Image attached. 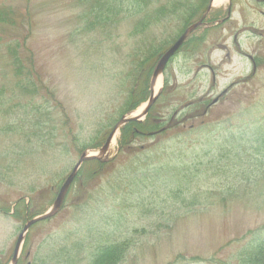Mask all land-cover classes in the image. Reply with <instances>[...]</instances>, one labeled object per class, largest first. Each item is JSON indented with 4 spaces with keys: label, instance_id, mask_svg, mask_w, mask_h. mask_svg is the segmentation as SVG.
Wrapping results in <instances>:
<instances>
[{
    "label": "rangeland",
    "instance_id": "rangeland-1",
    "mask_svg": "<svg viewBox=\"0 0 264 264\" xmlns=\"http://www.w3.org/2000/svg\"><path fill=\"white\" fill-rule=\"evenodd\" d=\"M101 2L107 21L88 14L92 0H0L18 16L0 36L19 40L27 68L0 46V264L12 263L24 226L18 202L40 215L51 208L84 147L146 104L150 95L120 113L141 60L184 33L186 7L210 5L160 76L147 115L160 132L126 150L120 129L108 167L81 184L85 161L59 211L31 225L17 264H93L100 245L126 239L119 264H242L264 239V0Z\"/></svg>",
    "mask_w": 264,
    "mask_h": 264
},
{
    "label": "trees",
    "instance_id": "trees-1",
    "mask_svg": "<svg viewBox=\"0 0 264 264\" xmlns=\"http://www.w3.org/2000/svg\"><path fill=\"white\" fill-rule=\"evenodd\" d=\"M83 1L87 2L89 0H83ZM92 2L96 4L95 7H97V9L95 7H90L91 9L88 14H90L92 18H94V20H98V21L102 19L103 14H105L103 21H107L108 16H110L109 14H111L109 13L111 10L109 9V7H107L108 4L106 2L104 3L101 2V0H92ZM206 9L207 7H198V9H196L195 11H193V13H191L190 10H193V9H189V7H186L185 14H188V16H186L187 23L184 28H187L191 23H193V19L195 18V15L198 14L199 16H202V14L205 12ZM12 10L13 9L10 7H5V8L0 7V30L4 31L5 34L8 33L9 31L7 30L5 31L2 28V24H5V26L13 27L12 30L16 29L15 25H16V19H18V16L15 17L14 16L15 12H13ZM27 10H28L27 16L25 17V19L31 18L30 11L29 9ZM6 38L10 40L8 37ZM6 38L0 36V46L3 44L7 45L8 54L13 56L14 59H18V60L20 59L19 62L16 61V63H14L16 69L20 66L21 71H27V68L24 67V64L22 62V59L20 58V55L15 54V51H14V49H16V46H19L18 45L19 40L12 41L13 43H10V42L5 43L3 40ZM174 39L176 40V37ZM173 41H169L168 43H161V45L159 46V49L158 50L156 49L157 51L155 50L152 54L150 52L149 54L145 55L146 57H144L141 60L139 68H138L139 71L137 72L138 74L137 73L135 74L134 81L136 84L134 88L129 91V94L127 96V101L125 105L123 106L122 111L120 112L122 116L124 113L130 112L136 109V107H138L141 104V102H144L146 98H148V96L151 93L149 77L151 78L152 73L150 71L153 69V68L150 69V67L151 66L154 67V65H156L157 57L160 55V53L164 49H166V47L172 45ZM190 43L191 42H188V41L184 42L182 48L189 45ZM29 80H30V83H32L33 80L31 76ZM24 84H27V82L26 81L23 82L22 87L26 86ZM137 84L139 86H137ZM35 87H36L35 84L34 85L30 84V87L28 88V90H30V88H32L31 90H33ZM167 88H168L167 86L165 89L163 88L162 93H165L167 91ZM198 104L201 105L202 102ZM3 107H4L3 103H0V114L2 113V110L4 109ZM159 129H160V126L156 122L155 118L150 119L149 117H147L146 120L143 122L131 121L125 124L124 126H122L121 128L120 147L126 150L131 149L132 144L136 143V141L138 140V137L146 136V135L154 136L157 134V131ZM96 139H99V137L98 138L96 137ZM105 141L106 140L104 139L103 140L99 139L98 142H95L94 144L90 146H85L83 149V152L85 153L87 148L89 147L91 148L101 147ZM85 163L90 164V166L86 170L84 168H81V170L79 171L78 178H80L79 180L81 181V184H86L91 178L92 179L95 178L99 173L103 172L106 169V167H108V163L105 160L93 159ZM79 190L80 191L83 190L84 192L86 188L80 185ZM17 209L20 210V214L17 212L16 215L18 214L17 216H20V219L22 222H24V224L27 221L41 214L40 211L32 209L30 203L27 204L23 200H20L18 202ZM262 229L263 228L252 231V235H254L255 233L258 234L257 231H261ZM250 234L251 232L249 233V235ZM131 245L132 244H131L130 239H126V240L116 242V243H111V244H102L98 247L97 252L94 255L93 264H119V263H122L123 261L125 262L130 252ZM186 258L188 257L185 256L184 254L179 255L175 259V262L179 260H187ZM199 258L200 257H195L194 259L192 258L191 261L205 260L203 258H200V259ZM240 262H242V264H264V239L251 243V245L241 255Z\"/></svg>",
    "mask_w": 264,
    "mask_h": 264
},
{
    "label": "water",
    "instance_id": "water-1",
    "mask_svg": "<svg viewBox=\"0 0 264 264\" xmlns=\"http://www.w3.org/2000/svg\"><path fill=\"white\" fill-rule=\"evenodd\" d=\"M211 6L212 5H210L207 8V10L203 14V16L198 21H196L195 23L190 25L188 28H186L184 33L176 40V42L172 46H170L161 56L158 64L156 65V68L154 69L153 75H152L151 85H150L151 94H150L148 101L146 102V106H145L143 113L140 115H128V116L122 117L117 122V124L114 126L112 131L110 132V134H109L108 138L106 139V142L104 143V145L97 151L98 153H84V154H82L80 160L78 161V163L75 166V169L67 177L66 181L61 186L59 193H58V196H57L54 204L52 205V207L46 213L39 215V216L33 218L32 220H30L28 223H26V225L23 227V230H22V232H21V234L17 240L16 246L14 249L13 260H12L11 264H17L18 263L19 258H20V253H21V244L24 241L25 235L28 232L31 225H33L39 221L45 220L47 218H50L59 211V209L61 208V205L63 203V200H64V198H65V196L69 190V187L73 183V181H74V179H75V177L79 171V168L82 166V164L85 161H89V160H93V159H99V160L104 159V156L109 153V148L111 146V143H112L116 133L121 129V127L124 126L125 124L131 122V121H141L144 117H146L148 115L151 107L154 105V103L156 102V100L160 94V93L159 94L156 93V90H155L156 80L159 78V76L163 75L168 62L176 54V52L180 49V47L186 41L187 37L192 32H194L198 26H200L204 23L206 16L209 14V12L212 9Z\"/></svg>",
    "mask_w": 264,
    "mask_h": 264
},
{
    "label": "bare ground",
    "instance_id": "bare-ground-1",
    "mask_svg": "<svg viewBox=\"0 0 264 264\" xmlns=\"http://www.w3.org/2000/svg\"><path fill=\"white\" fill-rule=\"evenodd\" d=\"M222 2V0H214V5L216 4H220ZM162 84V77L159 76V78L156 80V83H155V90L157 92V90L160 88ZM145 106L146 104H144V106H142L140 109H138L136 112H134L133 115H140L143 113L144 109H145ZM115 138L116 136L114 137L113 141H112V144L115 142ZM94 153H98V152H94Z\"/></svg>",
    "mask_w": 264,
    "mask_h": 264
},
{
    "label": "flooded vegetation",
    "instance_id": "flooded-vegetation-1",
    "mask_svg": "<svg viewBox=\"0 0 264 264\" xmlns=\"http://www.w3.org/2000/svg\"><path fill=\"white\" fill-rule=\"evenodd\" d=\"M175 41H176V40H175ZM175 41H173L172 44H173ZM169 47H170V46H169ZM181 49H182V48H181ZM207 67H208L211 71L214 70V68H213L212 66H210V65H207ZM208 109H209V108H208ZM208 109H207V110L205 109V112H207Z\"/></svg>",
    "mask_w": 264,
    "mask_h": 264
}]
</instances>
